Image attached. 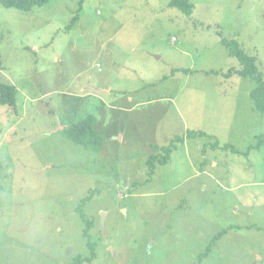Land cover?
Wrapping results in <instances>:
<instances>
[{"label":"rangeland","instance_id":"rangeland-1","mask_svg":"<svg viewBox=\"0 0 264 264\" xmlns=\"http://www.w3.org/2000/svg\"><path fill=\"white\" fill-rule=\"evenodd\" d=\"M171 1L0 5V264H264V0Z\"/></svg>","mask_w":264,"mask_h":264},{"label":"trees","instance_id":"trees-1","mask_svg":"<svg viewBox=\"0 0 264 264\" xmlns=\"http://www.w3.org/2000/svg\"><path fill=\"white\" fill-rule=\"evenodd\" d=\"M51 0H0V5L5 8H15L23 12H29L35 7H41L46 5ZM171 7L178 8L183 13L190 15L192 5L187 0H172ZM75 18L73 19L74 22ZM223 45L229 51V55L236 58L240 64V69L235 70L236 75L241 77H250L255 82V88L250 93V98L253 101L254 109L261 114H264V79L259 72L255 59L247 56L243 50L233 41L222 40ZM2 67L0 59V68ZM17 89L13 85L0 83V105L15 107L16 106ZM96 119L94 116L86 117L78 123H75L65 129V135L72 142L83 146L84 148H98L100 144V136L94 129ZM197 133H191L189 136H196ZM264 144V139H261L258 145ZM166 154L163 157V162L170 156L172 152V145L164 149ZM155 157H152L148 161L149 174H153ZM84 224L83 235L89 239V231L92 227V222L85 217H82ZM88 246H92L88 241ZM85 262H91L89 257H75L69 264H80Z\"/></svg>","mask_w":264,"mask_h":264}]
</instances>
